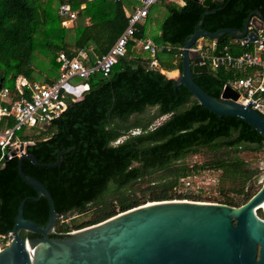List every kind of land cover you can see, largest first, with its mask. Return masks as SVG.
Returning a JSON list of instances; mask_svg holds the SVG:
<instances>
[{
  "label": "trees",
  "instance_id": "obj_1",
  "mask_svg": "<svg viewBox=\"0 0 264 264\" xmlns=\"http://www.w3.org/2000/svg\"><path fill=\"white\" fill-rule=\"evenodd\" d=\"M182 2L180 6L161 0L153 6L111 73L107 77L98 73L90 76L88 90L76 101H67L62 115L39 129L41 137L32 139L33 144L26 148L40 164H53L60 152L69 151L55 168L23 161L22 172L47 190L57 217L91 215L80 224L74 219L65 223L56 220L50 239L68 237L73 231L146 203L200 202L201 192L181 191V180L203 171H221L235 183L228 193L241 201L226 194L218 204L239 207L256 193L248 184L253 172L246 169L238 153L264 149L261 134L241 119L219 117L202 108L185 86L176 87V81L153 69L151 62L156 61L164 72H180L183 44L204 12L214 11L204 17L202 30L241 31L255 11L264 22V0H221L208 8L192 0ZM61 3L77 12L68 28L61 26L57 14ZM138 6L137 0H0V84L11 87L19 76L30 82L54 84L59 76V53L72 57L79 49L92 48L90 58L101 57L127 27L126 12ZM156 25L158 35L150 36ZM147 38L158 47L154 58L138 46ZM202 41L214 46L204 48L212 55L236 57L253 51L251 45L241 47L229 35ZM260 56L264 62V51ZM253 72L247 69L244 75ZM238 77L241 74L225 68L192 74L194 83L214 99ZM163 117L166 119L155 124ZM203 151L214 158L200 164L186 162ZM17 164L14 158L0 165V236L12 231L19 203L37 198L36 191L18 176ZM257 213L264 219L260 211ZM48 214L44 198L24 204L23 217L39 227L47 222ZM24 235L29 240L40 237Z\"/></svg>",
  "mask_w": 264,
  "mask_h": 264
},
{
  "label": "water",
  "instance_id": "obj_2",
  "mask_svg": "<svg viewBox=\"0 0 264 264\" xmlns=\"http://www.w3.org/2000/svg\"><path fill=\"white\" fill-rule=\"evenodd\" d=\"M192 1L205 8L212 2L221 3V0ZM213 13L206 11L201 15L193 34L183 44L181 71L176 79L170 80L176 81V87L185 86L210 113L241 119L264 138V118L237 102L239 95L232 87L225 86L219 98L214 99L192 79V74L208 72L198 53L191 51L198 40L217 41L225 35L234 40L245 36L255 40V33H248V25L255 30L264 28L260 13L255 11L241 31L221 29L209 33L201 26L204 17ZM67 153L60 152L53 164H40L27 153L18 158V176L36 191L37 198L19 203L12 240L0 250V264H264V219L256 215L258 211L264 215L258 208L264 202V184L239 207L186 200L151 202L73 231L68 237L50 239L57 220L53 201L43 185L23 174L21 166L27 161L37 167L55 168L61 163L60 157ZM40 198L46 200L49 208L48 220L42 227L23 217L25 202ZM24 233L40 237L29 240Z\"/></svg>",
  "mask_w": 264,
  "mask_h": 264
},
{
  "label": "built area",
  "instance_id": "obj_3",
  "mask_svg": "<svg viewBox=\"0 0 264 264\" xmlns=\"http://www.w3.org/2000/svg\"><path fill=\"white\" fill-rule=\"evenodd\" d=\"M92 1V0H90ZM118 1V0H111ZM139 6L132 12H126L128 19L127 27L116 39L108 52L99 58H90L92 48L79 49L72 57L64 53H59L56 58L58 64V78L52 85L30 82L26 78L17 77L11 87H0V165L14 158L18 159L26 153V148L33 144L27 135H18L22 129H41L57 120L66 109L67 101L74 102L88 90L86 81L95 73L107 77L112 68L126 54L129 41L137 31V26L142 25L148 16L149 10L161 0H137ZM83 8V5L81 6ZM58 16L62 19L61 26L70 27L72 21L77 17V12L73 11L69 4L61 3L57 10ZM248 33L254 32L255 40H250L245 36L236 40L241 47L251 45L253 51H245L239 56L233 57L228 53L222 55H212L206 51L212 49V44H205L198 40L191 51L198 53L202 59L201 64L207 66L208 71H215L220 68L231 69L239 74L230 87L239 95L237 102L249 106L264 118V62L260 53L264 51V28L255 30L248 25ZM202 41V42H201ZM138 46L148 52L154 58L157 45L147 38L138 43ZM169 50L168 47H166ZM151 67L163 73L156 61L151 62ZM247 69H254L251 74L244 75ZM82 80L81 83L74 84V80ZM138 132H132L136 134ZM38 134V133H37ZM181 191L190 192L192 189L190 178L181 180ZM76 215H60L57 220L60 223L74 219ZM12 240L9 232L0 236V250L7 247Z\"/></svg>",
  "mask_w": 264,
  "mask_h": 264
},
{
  "label": "rangeland",
  "instance_id": "obj_4",
  "mask_svg": "<svg viewBox=\"0 0 264 264\" xmlns=\"http://www.w3.org/2000/svg\"><path fill=\"white\" fill-rule=\"evenodd\" d=\"M165 11H161V16L163 17L165 14ZM70 26V25H69ZM150 36H155L158 33V25L153 26L152 30H150ZM202 42V41H201ZM206 43V42H204ZM240 52V50H239ZM41 56V54H40ZM164 65L166 66V62H164ZM165 66H162V68H165ZM163 74V73H162ZM176 76V73H175ZM174 76V77H175ZM178 76V75H177ZM176 76V78H177ZM82 80H74L73 83H81ZM5 87H10L9 83L4 84ZM150 112H153L150 111ZM166 117H163L159 119L155 124L162 122L165 120ZM38 133V134H37ZM25 134L28 136V138L37 140L41 136H39V129H22V132H19L18 135ZM238 156L243 160V162L246 164V169L250 172H253L251 181L248 183L253 187V191L257 192L262 185L264 184V149L258 151V152H249V151H241L238 153ZM214 158L212 153L203 151L198 155L189 157L186 159V162L190 165L193 164H200L206 161H211ZM221 171H203L195 174L190 178L192 189L190 192L199 191L201 192V201L200 202H208V203H218L225 198L226 194L230 198L235 199L236 201L240 202L241 198L234 195L233 193H228V190L232 189L235 185L234 182L228 180L224 177V175H221ZM188 201V200H187ZM259 218L263 219L258 213L256 214ZM91 215L90 213H85L82 215H76L74 218L75 224H80L82 222L87 221L90 219Z\"/></svg>",
  "mask_w": 264,
  "mask_h": 264
},
{
  "label": "crops",
  "instance_id": "obj_5",
  "mask_svg": "<svg viewBox=\"0 0 264 264\" xmlns=\"http://www.w3.org/2000/svg\"><path fill=\"white\" fill-rule=\"evenodd\" d=\"M174 1L175 3H177L178 5L182 6L183 5V2L182 0H172ZM158 35V33H157ZM151 39V38H150ZM152 40V39H151ZM175 73H176V76L178 75V72L177 71H173V72H164L163 71V74L166 75L167 78L169 79H176V76H175ZM175 76V77H174Z\"/></svg>",
  "mask_w": 264,
  "mask_h": 264
},
{
  "label": "bare ground",
  "instance_id": "obj_6",
  "mask_svg": "<svg viewBox=\"0 0 264 264\" xmlns=\"http://www.w3.org/2000/svg\"><path fill=\"white\" fill-rule=\"evenodd\" d=\"M165 75V74H164ZM258 208H260L261 210H263L264 211V202L260 205V207H258Z\"/></svg>",
  "mask_w": 264,
  "mask_h": 264
},
{
  "label": "flooded vegetation",
  "instance_id": "obj_7",
  "mask_svg": "<svg viewBox=\"0 0 264 264\" xmlns=\"http://www.w3.org/2000/svg\"><path fill=\"white\" fill-rule=\"evenodd\" d=\"M260 214V213H259ZM25 234V233H24Z\"/></svg>",
  "mask_w": 264,
  "mask_h": 264
}]
</instances>
